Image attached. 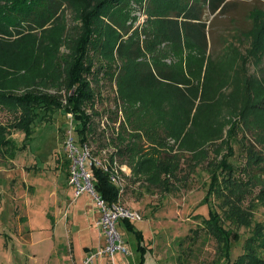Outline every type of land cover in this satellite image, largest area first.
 <instances>
[{"label":"rangeland","instance_id":"obj_1","mask_svg":"<svg viewBox=\"0 0 264 264\" xmlns=\"http://www.w3.org/2000/svg\"><path fill=\"white\" fill-rule=\"evenodd\" d=\"M128 2L124 12L105 9L92 17V32L81 52L77 45L85 31L79 17L84 4L76 2L73 8L65 5L55 15L48 12V18L34 24L32 30L20 23L16 29L23 32L17 38L13 27L7 28L8 24L2 22L11 2L0 0V25L4 29L0 27V41L14 44L19 39L17 48L0 47V264H73L71 241L79 252L80 244L91 240L88 233L73 242L76 223L83 224L80 214L89 221L98 240V246L90 252L102 246L103 238L96 226L100 213L95 202L87 192L75 199L70 183L72 163L67 139L73 119L62 110L52 112L48 118L38 117L32 137L24 145V134L10 127L19 112L7 106L13 98L26 93L46 92L39 80L50 77L53 69L68 67L75 53H85L84 79L90 89L98 90H94L93 105L99 116L94 119V132L87 144L93 161L108 165L107 159L114 152L109 140L119 125V120L111 123L110 117L116 112L123 121L127 106L137 108L144 126L156 139L155 155L146 154L147 144L141 141L143 154L136 159L152 164L143 166L151 168L135 176L137 181L130 177V167L124 163L118 166L119 161H115L112 171L118 176L121 205L141 217L130 223L144 233L148 246L154 243L160 264L226 263L218 242L204 230L194 235L192 232L202 227V219L208 214L203 198L211 169L224 159L238 167L224 189L228 202H214L213 197L211 200L222 209L226 206L224 215L236 206L251 215L248 226L236 225L218 209L221 225L240 235L232 244L231 261L244 253L245 240L254 237L255 225L264 223V209L254 206L262 192L260 184H264V171L259 166L263 162L240 148L243 143L238 144L245 135L244 144L251 143L256 153L264 149V110L257 109L264 102V3L232 0L234 5L226 14L207 13L209 47L204 51L185 37L180 44L166 38L161 5L153 0ZM255 6L260 9H252ZM120 38L127 43V53L138 47L142 57L123 65L115 54ZM152 56L172 67L189 88L186 101L177 100L164 86L136 85L135 71L142 64H152ZM54 83L60 82L55 79ZM54 91L47 92L53 95ZM66 92L61 91L64 96ZM7 139L17 147L13 157L11 144H5ZM174 162L179 167L176 178L156 168L158 164L172 167ZM89 163L87 160L85 166L90 173ZM151 175L154 179L167 177L174 183L172 190V186L169 190L148 186L145 178ZM235 200L239 205L234 204ZM74 205L80 214L74 212ZM117 229L125 245L128 243L136 254L134 236L124 224L117 223ZM260 240L252 243V248L257 245L261 249ZM245 260L243 264H249V259ZM144 264L157 263L147 254Z\"/></svg>","mask_w":264,"mask_h":264},{"label":"trees","instance_id":"obj_2","mask_svg":"<svg viewBox=\"0 0 264 264\" xmlns=\"http://www.w3.org/2000/svg\"><path fill=\"white\" fill-rule=\"evenodd\" d=\"M125 1L126 0H10L11 5L7 6L8 9L5 13L6 17L4 19L2 18V22L8 24L7 28L13 27V35L19 38L23 31L16 29V26L20 25V23L24 22L25 26L32 30L34 24L39 25L44 19L48 18V12L55 15L63 10L65 5H69L73 8L75 6L74 3H82L85 8L83 7V10H80L79 17L83 19L85 31L80 41H78L77 48L78 51L83 52L85 43L87 44V40L85 39L89 32H92V17L105 9H110L113 12H121L123 10L124 12V9L129 5V0H127L126 3ZM260 1L264 3V0ZM153 2L161 5L162 9H164L163 18L166 38L171 43L180 44L182 38L185 37L204 51L208 50L209 47V24L206 20L207 13L214 16H222L226 14L228 10H231L234 5L232 0H178L175 3H173L174 1L170 2V0H153ZM252 9L258 10L260 7L255 6ZM0 27L2 29L1 25ZM2 30L4 31V29ZM18 42L19 39H17V43L14 44H5L0 41V47L4 49H14L17 48ZM116 44L117 53L115 54L117 59L122 61L123 65H128L130 62H135L142 57L141 54L138 53V47H136V49L131 48L129 53H127V43H125L123 39L120 38ZM10 45L12 47H9ZM84 56L85 53H75L68 67L63 70L53 69L51 70L52 73L50 77H46L45 80L40 79L39 81L42 85L44 84L43 86L46 92L26 93L13 98L8 103L7 106L19 112V116L14 117L15 122L12 123L10 127L24 134V145L32 137L35 119L38 117L44 118L46 116L48 118L52 115V112L60 110L64 111L66 114H70L73 119L74 124L70 130V136L74 146L80 149L83 144H88L89 138L95 128L94 119L99 116L96 106L93 105V94H95V91L98 92V90L94 88L90 89L87 81L84 79L83 72L86 70L82 64ZM152 59V64H142L140 68L135 71L136 85L141 88H158L164 86L177 100L186 101L189 96V88L183 85L184 82L177 77L175 70L172 67H166L164 64L159 63V59L156 57L154 58L152 56ZM94 78L93 81H96V76ZM55 79L60 83H54ZM51 89L55 90V94L52 95L47 92ZM63 89L67 91L66 96L61 93ZM63 99L65 101H63ZM100 106L102 107V105ZM127 107L124 109L123 121L119 119V117L117 118L116 112L114 116L111 114V117H113L112 120L110 117L111 123L119 120V125L115 132L112 130V137L109 140L114 147V152L107 159L108 165L105 166L106 169L100 164H96L95 161H90L89 166L90 183L93 191L96 196L108 204L115 203L120 198V189L111 179L115 161H119L118 166L123 163L128 165L131 169L130 177L136 179L135 176L140 175L142 171L150 170L151 167H143L145 164H152L150 161L143 164L136 159L137 156L143 154L141 149L142 139H144L147 144L145 148L148 150V153L146 154L155 155L153 142H156V139L152 136L151 130L146 129L144 126L142 117H139L137 114V108H133V106ZM257 109L264 110V102H262ZM116 110L118 112V108ZM106 122L109 123L108 120ZM246 126H249V124ZM257 129H260V127L258 126ZM245 141L246 137L242 135L241 141L238 142L239 145L243 143L240 148L243 150L246 149L248 154L250 156L252 155V157L255 155L258 156V159H255L257 162H263V164L259 166L264 171V149L260 153H256L254 146L249 142L244 144ZM6 142V145H10L12 141L7 139ZM16 148V145L12 143L10 147L12 157L17 150ZM250 164L251 162L248 163V166ZM171 166L172 167L158 164L156 168H158L161 173L164 172L165 176L169 175L171 178H176L179 167L175 162L171 163ZM237 169L238 167H234V165L228 163L226 159L219 161L216 166L212 167L210 183L203 198V203H206L209 207L208 214L206 218L202 219V227L196 228L192 232L194 235L204 230V232L209 234L216 243L218 242L223 249L221 253L224 254L225 264H243V262L246 261L245 259H249V264H264V239L260 240L264 236V223L255 225L256 230L254 237L245 240L244 253L234 261H231L230 250L232 244L239 240L240 235L231 230H226L221 225V215L218 209L222 212L221 214L225 216L227 221H231L236 225L239 223L242 226H248L251 223V219L249 218L251 216L249 214L250 211H248V213L244 212L236 206L232 211L229 209V213H225L226 215H224L223 211L226 212V206L222 209V206L214 205L215 201L223 200L228 202V199L223 195L224 189L227 188L226 183L233 180L232 175L237 172ZM251 180L253 181V179ZM145 181L148 186L168 188V190L171 186L172 190L174 184L172 181L170 183L167 177L164 179H154L152 175L146 176ZM154 182L155 184H153ZM250 184L251 183H249V185ZM260 185H262V192L257 197L254 206L264 209V184ZM211 197H213L214 202L211 200ZM209 201H212L213 204H209ZM234 204L239 205V201L235 200ZM118 224H124L125 230L134 236L136 251L142 256L147 249L144 245V238L141 231L137 230L130 221L125 219L120 220ZM256 240L261 241V243L258 244L261 245L262 250H258L257 245L256 249L253 247L255 250L252 248L251 244L255 243ZM141 258L143 260V256Z\"/></svg>","mask_w":264,"mask_h":264},{"label":"built area","instance_id":"obj_3","mask_svg":"<svg viewBox=\"0 0 264 264\" xmlns=\"http://www.w3.org/2000/svg\"><path fill=\"white\" fill-rule=\"evenodd\" d=\"M68 116L71 117L70 114H68ZM67 149L72 163L70 183L74 186V198L77 199L83 193L87 192L95 202L100 213L96 226L99 228L103 238L102 246L98 247V249L94 252H89L83 258L81 264H96L100 258L104 257L107 258L106 264H115L114 256L117 253L124 257L131 254L129 248L125 245L120 233L118 232L117 223L123 219L130 222L140 221L141 217L137 212L130 211L121 205L119 200L115 203L108 204L95 195L90 183V174L85 166V162L87 160L93 161L90 156L89 147L86 144H83L80 149L75 147L72 142L70 132L67 139ZM96 164L99 163L96 162ZM102 167L105 168L103 165ZM111 179L114 183H116L118 176L113 174Z\"/></svg>","mask_w":264,"mask_h":264},{"label":"crops","instance_id":"obj_4","mask_svg":"<svg viewBox=\"0 0 264 264\" xmlns=\"http://www.w3.org/2000/svg\"><path fill=\"white\" fill-rule=\"evenodd\" d=\"M74 208H75V211L74 212L76 214H80V210H78L77 207H75V205H74ZM80 218L82 219V223L83 224H81L80 222L79 223H76L78 225V228H76V226L74 225L77 230L72 234L73 242L76 241V237L77 236L78 237H81L84 234H88V233L90 234V239L91 240L87 244L86 243L85 244L84 243L83 244L81 243L80 244V247L78 249L79 252H77V250H76V248L74 246L75 244H73L72 241H71V243H70V251H71V260H72V263L73 264H81L82 263V260H83V257L86 255V253H88L92 249H95L98 246V240L95 237V235L93 234L94 232L93 231L91 232V229H90V226H89V221L86 220V218H85V216H83V214H80ZM91 221H92V219H91ZM51 223H52V226L50 228H51V230H53L54 229V226H55L54 225V221H52ZM137 230H139V229H137ZM141 233H142V231H141ZM156 233H157V231H156ZM142 234H143V238H144V233H142ZM87 238L88 237L86 235L85 236V239H87ZM44 239H42V241H44ZM127 242H128V240H127ZM144 245H145V247H146L147 250L145 251V253L142 254L143 260L141 258L142 257L141 254H139L136 251V241H135L134 252L136 254L133 253L132 249L128 246V243H127V247L129 248L131 254L129 256H127V257H124L121 254L117 253L114 256L115 264H141V263L144 264V262L146 260L147 254L151 255V259H153L157 264H160V256H159V254H156L155 253L156 252V249H155L154 243L152 245L148 246L147 243H145V240H144ZM75 255L77 257H75ZM106 261H107V258L106 257L100 258L96 262V264H106Z\"/></svg>","mask_w":264,"mask_h":264}]
</instances>
